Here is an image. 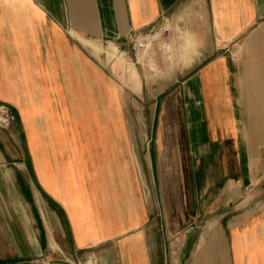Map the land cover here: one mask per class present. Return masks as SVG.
<instances>
[{
    "label": "crops",
    "instance_id": "1",
    "mask_svg": "<svg viewBox=\"0 0 264 264\" xmlns=\"http://www.w3.org/2000/svg\"><path fill=\"white\" fill-rule=\"evenodd\" d=\"M151 27L145 140L105 53ZM0 101V262L264 264V0H0Z\"/></svg>",
    "mask_w": 264,
    "mask_h": 264
},
{
    "label": "rangeland",
    "instance_id": "2",
    "mask_svg": "<svg viewBox=\"0 0 264 264\" xmlns=\"http://www.w3.org/2000/svg\"><path fill=\"white\" fill-rule=\"evenodd\" d=\"M149 28L145 29H137L136 31H148ZM133 30H130L132 32ZM168 34L157 37L148 38L149 44L145 49H135L131 43H128L127 38L125 39L130 47L128 50L126 49H118L119 52H123L124 57L130 58L139 72V76L141 79V86L139 90H132L128 88L125 84V75L124 68L122 67V63L119 62L118 58L113 56L110 57L105 53V46H108L109 43H98L101 45L100 50H96L95 55L97 53H105V65L107 66V70L109 71V75L115 80L117 86L121 90L125 102L128 106V114L131 126L129 128L130 134H138L145 137V140L154 136L156 134V127L152 126L151 123V112L150 107L155 103L156 96L152 95L150 92L153 90H158L161 86L167 82L164 78H162V70L159 67L158 60L159 54L158 51H163L162 53H166L167 59L171 60L173 48L170 43L166 40V36ZM127 36V35H126ZM144 36V35H143ZM142 37V36H141ZM114 44V43H113ZM138 51V52H137ZM126 55V56H125ZM139 57L141 59L139 60ZM16 113L13 109L5 102L0 101V129L1 130H10L11 126L16 122ZM147 139V140H148ZM9 165V164H8ZM12 165V164H10ZM13 171V169H10ZM14 176V175H13ZM3 178V176L0 175ZM3 181V179H2ZM0 180V182H2ZM8 197V196H7ZM5 199L6 197H2ZM5 202L9 205L10 199H5ZM12 203V202H11ZM8 207H1V209L7 210ZM32 209V208H31ZM5 212V211H4ZM1 238L3 237V233L0 234ZM9 245L5 239L0 240V260H5L8 258H15L16 255L7 254L5 251H9ZM4 252V253H3ZM58 252V254H57ZM52 256L56 259H64L62 253L60 251H55ZM44 260V256L39 257H27V259L18 260L13 264H27L32 263L33 260L36 259ZM29 263V264H30ZM0 264H5L4 262H0Z\"/></svg>",
    "mask_w": 264,
    "mask_h": 264
},
{
    "label": "built area",
    "instance_id": "3",
    "mask_svg": "<svg viewBox=\"0 0 264 264\" xmlns=\"http://www.w3.org/2000/svg\"><path fill=\"white\" fill-rule=\"evenodd\" d=\"M160 31L164 33H168L170 31L169 27L166 25L160 26ZM158 32L155 27L149 28L148 31H136L133 30L129 34H127L126 38L128 43H131L135 49H145L149 44L148 38L154 37V35ZM144 35V36H143ZM142 36V37H141Z\"/></svg>",
    "mask_w": 264,
    "mask_h": 264
},
{
    "label": "bare ground",
    "instance_id": "4",
    "mask_svg": "<svg viewBox=\"0 0 264 264\" xmlns=\"http://www.w3.org/2000/svg\"><path fill=\"white\" fill-rule=\"evenodd\" d=\"M119 62L122 63V67L124 68L125 81L131 84L133 79L137 78L135 65L122 57L119 59Z\"/></svg>",
    "mask_w": 264,
    "mask_h": 264
}]
</instances>
